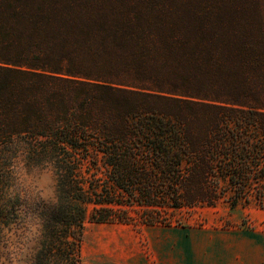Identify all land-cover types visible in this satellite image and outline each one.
I'll use <instances>...</instances> for the list:
<instances>
[{"label":"trees","instance_id":"trees-1","mask_svg":"<svg viewBox=\"0 0 264 264\" xmlns=\"http://www.w3.org/2000/svg\"><path fill=\"white\" fill-rule=\"evenodd\" d=\"M12 134L64 170L66 206L41 214L66 264L88 222L264 208L261 1L0 0V142Z\"/></svg>","mask_w":264,"mask_h":264},{"label":"clouds","instance_id":"clouds-1","mask_svg":"<svg viewBox=\"0 0 264 264\" xmlns=\"http://www.w3.org/2000/svg\"><path fill=\"white\" fill-rule=\"evenodd\" d=\"M34 151L19 134L0 142V211L20 202L14 218L0 220V264H66L48 251L49 221L41 214L42 206H66L64 170L54 154Z\"/></svg>","mask_w":264,"mask_h":264},{"label":"rangeland","instance_id":"rangeland-1","mask_svg":"<svg viewBox=\"0 0 264 264\" xmlns=\"http://www.w3.org/2000/svg\"><path fill=\"white\" fill-rule=\"evenodd\" d=\"M260 1L264 10V0ZM42 209L45 211L50 208L42 206ZM138 213L137 208L130 210L133 219L139 217ZM171 221V229L165 231L181 232L186 237L194 234L198 238L199 248L227 247L226 240H229L231 247H241V232L247 233L249 237H260L264 240V208L254 203L246 206L240 204L234 209L227 202H221L211 208L184 209L175 211ZM135 223L88 222L83 240L82 264L120 263L127 254L137 250H142L148 264H158L151 253L150 238L154 231H162V228L154 229Z\"/></svg>","mask_w":264,"mask_h":264},{"label":"crops","instance_id":"crops-1","mask_svg":"<svg viewBox=\"0 0 264 264\" xmlns=\"http://www.w3.org/2000/svg\"><path fill=\"white\" fill-rule=\"evenodd\" d=\"M150 227L162 228V231H154L150 238L151 253L158 264H264V240L260 237H249L245 232H241V247H231L229 240H226L227 247L204 249L198 247V238L194 234L186 237L181 232L165 231L171 229L170 226ZM116 264L148 262L142 250H137L127 254L124 260Z\"/></svg>","mask_w":264,"mask_h":264}]
</instances>
